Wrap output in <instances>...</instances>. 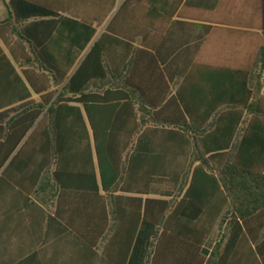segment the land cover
I'll return each mask as SVG.
<instances>
[{
  "label": "trees",
  "instance_id": "16d2710c",
  "mask_svg": "<svg viewBox=\"0 0 264 264\" xmlns=\"http://www.w3.org/2000/svg\"><path fill=\"white\" fill-rule=\"evenodd\" d=\"M132 1L125 0L118 12ZM175 1L174 9L181 3ZM219 3L185 0L183 6L211 9ZM260 3L264 37V0ZM13 7L25 11L24 17L50 14L22 0ZM63 29L70 34L58 31L39 53L44 62L22 47L21 76L0 49V72L12 78L2 105L41 95L40 103H30L0 126V166L14 153L9 166L27 169L30 191L49 181L52 167L60 190L75 193L77 215L92 207L101 209L94 218L99 212L104 222L111 217L101 263L125 264L139 226L146 225L153 235L145 264H264V45L251 70H223L222 77L198 83L183 80L151 112L145 106L155 108L163 97L155 101L138 89L142 101L136 108L131 77H102L111 72L103 61L107 36L61 82L59 70H70L94 34L90 25L72 20ZM6 34H17L11 17L0 22L8 48ZM9 50L13 55L14 47ZM215 226L217 239L207 252ZM103 229L95 238L78 239L79 245L96 249Z\"/></svg>",
  "mask_w": 264,
  "mask_h": 264
},
{
  "label": "crops",
  "instance_id": "0c3cea01",
  "mask_svg": "<svg viewBox=\"0 0 264 264\" xmlns=\"http://www.w3.org/2000/svg\"><path fill=\"white\" fill-rule=\"evenodd\" d=\"M13 1L17 2L0 1V22L11 17L17 29V34L3 35L9 47H14V54L1 37L0 49L20 76L25 69L21 64L22 47L36 54L38 62H44L39 53L56 33H69L62 30L64 23L83 22L93 28L94 34L70 70H59L60 81L65 83L100 37L107 36L103 61L111 72L102 77H131L136 108L142 101L138 89L155 101L163 97L157 107L145 106L151 112L158 111L183 80L198 83L222 77L223 70H251L264 45L260 0H220L211 9L183 6L185 0L176 9L175 0H133L131 7L121 13L118 9L125 0H22L50 12L26 17L25 11H14ZM56 52L49 50L48 54L60 62ZM11 82L10 74L0 72V126L30 103L41 102V95L31 93L28 99L2 105L11 91ZM93 84L100 89L97 81ZM261 94L264 96V86ZM13 155L0 166V264H110L101 263L99 257L112 235V218L108 216L104 222L101 209L92 207L86 212L88 216L77 215L75 193L60 190L51 178L52 167L48 170L49 181L38 183L30 191L27 169L9 166ZM99 195L105 196L101 191ZM95 209L100 210L97 218L93 217ZM102 229L99 247L79 245L78 239L95 238ZM213 232L216 240L217 226ZM152 235L150 227L139 226L125 264H145ZM214 243L205 244L204 250L209 252ZM115 251L118 254L119 247Z\"/></svg>",
  "mask_w": 264,
  "mask_h": 264
},
{
  "label": "rangeland",
  "instance_id": "374dc122",
  "mask_svg": "<svg viewBox=\"0 0 264 264\" xmlns=\"http://www.w3.org/2000/svg\"><path fill=\"white\" fill-rule=\"evenodd\" d=\"M262 83H263V85H264V72H263V74H262ZM215 234L216 233H212L210 236H209V238L207 239V242H206V245H212L213 244V242L214 241H216V240H214L215 239ZM227 234H228V231H227V229H224V231H223V236L224 237H226L227 236ZM217 239V238H216Z\"/></svg>",
  "mask_w": 264,
  "mask_h": 264
}]
</instances>
